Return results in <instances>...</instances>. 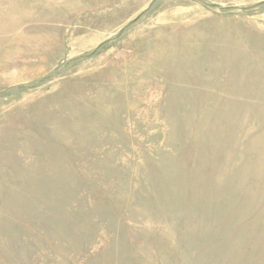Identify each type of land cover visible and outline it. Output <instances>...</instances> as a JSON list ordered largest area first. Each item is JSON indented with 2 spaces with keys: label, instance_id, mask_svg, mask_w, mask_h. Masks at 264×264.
I'll return each mask as SVG.
<instances>
[{
  "label": "rangeland",
  "instance_id": "obj_1",
  "mask_svg": "<svg viewBox=\"0 0 264 264\" xmlns=\"http://www.w3.org/2000/svg\"><path fill=\"white\" fill-rule=\"evenodd\" d=\"M0 264H264V0H0Z\"/></svg>",
  "mask_w": 264,
  "mask_h": 264
}]
</instances>
